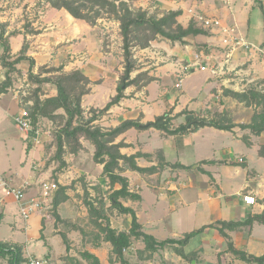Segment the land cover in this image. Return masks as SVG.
<instances>
[{
	"label": "rangeland",
	"instance_id": "rangeland-1",
	"mask_svg": "<svg viewBox=\"0 0 264 264\" xmlns=\"http://www.w3.org/2000/svg\"><path fill=\"white\" fill-rule=\"evenodd\" d=\"M49 6L46 0H0V16L6 17L4 19L11 24L12 27L7 28V30L9 29L15 34L21 33L15 35V37L20 40V45H23L24 42L28 43V53H31V55L35 57V66L33 68L35 73L39 72V67L42 65L59 67L62 64L65 66L71 61L79 60V56L76 55L72 58L73 48H71L70 44L74 41L62 42L61 40V42H58L59 40L56 36L53 37L49 34H44L46 32L45 28L50 27V30H52L51 27L59 23L56 22L58 20L51 12H47ZM41 15H43V17ZM259 15H261L260 12H256L254 20L259 18L260 22H262ZM57 18L66 22L64 14L57 16ZM38 20L40 21L37 22ZM36 27L38 29H36ZM40 31L42 32L41 35L38 34ZM27 32H29V34H26ZM33 32L36 34L33 35ZM111 33H114V29L111 30ZM111 33L109 32L107 34L110 35ZM191 38L196 39L195 36ZM204 38L205 37H202V39ZM156 40L160 42L168 41L171 47L176 45L163 37H158ZM191 44H193L195 50L198 51L205 45L204 42H198V40H195ZM101 45L102 51L110 50L113 53V57L109 61L111 67H115V70H117L120 66H124L123 41L120 30L119 34H116L113 38H108L106 35ZM180 45L182 47L184 46L182 43H180ZM14 47H16V42ZM140 49L141 48L133 49L134 54L138 55L136 63L138 69L149 65H151L150 69H153L159 65L162 66L167 64L168 60L164 59L166 53L164 49H162V51L156 49L161 57L159 60L152 58V54L148 52H141ZM211 49L213 50L212 52L218 56L210 61L211 68L219 69L221 62L226 59V49L222 48L220 45L212 46ZM2 52L3 46L0 44V55ZM140 58L141 60L138 62ZM80 61V64L86 63V59H80ZM156 61H158V64H153ZM186 64L187 62H185L184 71L182 73L174 72V77L172 78L166 75V72H163L162 80L151 84L146 94L149 95V103H156V108H163L165 103H197L199 99L202 100L205 94L202 93L204 77L211 73L213 74L211 71L212 69L209 68L206 71L188 73L189 71L187 70ZM93 66L96 68L94 64ZM17 67L18 70L13 71L11 74V85L6 87L5 92L0 91V172L6 180L11 183V180L8 179L11 175H16L18 173L27 175L29 173L33 174L34 171H36L35 182H33L26 191L27 197L40 192L39 185L43 179L57 182V191L61 186H67V190L71 193V196L63 202L62 208L59 207L60 205L54 207L53 199L46 204L45 208L39 212L42 215L43 228L39 230V234L36 229L34 236L30 237V235L27 234L26 227L30 226L31 218L28 221L23 218L20 212L19 202L13 197H6V199H4L5 197L0 195V198L2 200L4 199V202L0 203V239L16 241L22 244L24 256L26 258L29 255L26 246V242H28L30 252L49 259L50 264H93L91 259L83 257L82 253L84 251L94 252L99 259L102 260L103 264H121L122 259L113 251L111 242L106 240V233L102 230V226L104 227L110 224L117 230L125 228L127 223L126 216L121 214L118 209L111 206L109 193L112 191L113 187L110 186L109 182L103 184L104 187L99 182L100 173L97 169L98 163H96L93 158L92 142L82 137L81 140L86 147L74 154L71 152V146L66 145L65 151L62 154L63 158H60L57 155V131L64 124L65 118L58 116L54 120H51L39 117L36 123L33 118L32 121L33 126L39 128L41 131L42 142L41 144H36L32 140L31 145H37V147H40V150H36L34 156H32V154H28V151L24 148L26 141L30 140L32 135L29 136V134L19 129L13 119V115L20 109L27 108L30 105L29 102H32L30 97L36 98V96H38L41 99H45L46 97L56 95L57 89L52 83H42L40 85L34 79H30L29 61H23L18 64ZM172 68L173 64L166 66L164 69H167V73H171L173 71ZM69 69L71 68H67V70ZM6 71L7 70L0 64V86L6 79ZM59 73L61 72H52V74H43V76L58 75ZM232 73L234 74V71L232 72L231 58L228 63L224 64V68L220 70L218 74H211L212 76H209V80L211 79L217 82V86L211 87L206 93L208 96L212 93L207 103V105L210 104L209 107H211V110L208 112L209 118L201 116L202 112L196 111L192 119L198 120L206 118L208 120H217L223 123L233 122L234 119L238 121H248V123L251 122L253 115L258 109L254 106L253 109H246L245 107L247 105L245 102H241L227 95L225 92L227 89L222 82L225 79H230L231 82H227V84L232 83ZM178 82L182 83L180 87L176 86ZM111 84L112 81L110 80L106 85H103V88L110 89V86H112ZM1 93L4 94L1 96ZM232 98L238 102H235ZM98 100V103L102 102L101 98ZM5 103H12V113L8 112ZM239 103L244 104L242 105ZM222 106L224 107L223 110L219 111ZM58 112L61 113L63 110L60 109ZM178 121L179 119H177L176 122ZM189 121L190 120H188L187 123H189ZM243 123L245 122L236 124V126H240ZM190 124H192L191 129H193L194 124L192 122L189 123V125ZM203 134H205L206 137L212 136L209 135V131H204ZM214 138H216V145L219 146L221 152L222 150H224V152L226 150L229 157L231 159L233 158V160L235 158L238 159L243 152L247 154L250 153V150L245 146V142L232 136V134L217 135ZM192 140H195L197 143H203L205 138H203L201 134L193 138L189 136L182 138L180 135L176 138L172 137L170 143L175 149L170 151L168 158L174 161L177 160V149H179V159L184 162H190L194 155L192 151L188 150L187 146L188 143H193ZM261 140H264V135ZM151 142L154 147L166 144L163 140H159L156 134L152 135ZM33 157H35L34 160ZM249 159L250 157H248L247 160ZM63 161H65V165L62 164ZM30 163L32 167H30ZM248 163L250 166L251 161L249 160ZM252 164L260 175L264 174V159L259 158L258 161ZM247 166L248 164L240 162L234 164L222 162L217 164L214 168L216 177L219 178L218 182L221 183L220 185L223 187L221 194L224 202L226 201L229 204V201L232 203V199L239 198L237 194L233 193V190H236L238 185L243 184L247 177ZM237 167L241 170L240 172H236L238 169ZM133 174L137 173L131 171L129 176L132 181H136V184H134L135 190H137L136 185L143 186L141 192L144 196V201L139 211L140 221L145 225V230L155 233L159 239H164L168 236L177 237L178 234L183 235L184 232L188 230L202 228L204 224L216 220L220 214L223 216H234V218H245L254 206L241 204V202L237 200L239 204L235 206V208L230 209L226 206L225 208L222 207V211L219 212L216 209L208 208L207 203L201 201L197 204L194 213L190 212L189 209L168 211L166 208L169 206L170 201H172L171 206L173 207L172 203H174L176 195L175 197L171 196L172 191L168 190L165 182L174 179L172 176L173 173H161L160 176L153 180L154 184L152 183V185L157 184L158 186H165L164 192L166 191L168 193L170 199L168 201H159V190L155 191L154 189L152 190L151 187L143 185L144 181H139L140 178H135ZM141 174L142 177L148 175L147 172ZM199 180L201 181V179ZM213 186L215 187L216 184ZM233 186L234 188H232ZM160 199H162L161 196ZM88 203H92L98 209L96 210L97 212H91ZM4 211V216H1ZM186 234L187 233H185V235ZM254 236L256 239L248 246V249L256 254L264 253V241H259V238L264 239L263 223L256 224ZM232 239L237 241L235 235ZM38 240L40 243L39 245L37 244ZM230 242L231 241L228 240L227 243V238H224L218 233L216 228L209 226L203 233L195 235L188 242L181 245L169 244L167 247L157 252H150L145 248V243L142 240L132 238L131 246L126 248L123 253L124 258L129 263L133 264H255L244 261L232 253L229 249ZM46 247L47 253L42 255L43 253L40 252ZM182 249L187 256L180 258L178 254L183 251ZM0 264H9V258L0 257ZM23 264H25V262Z\"/></svg>",
	"mask_w": 264,
	"mask_h": 264
},
{
	"label": "crops",
	"instance_id": "crops-1",
	"mask_svg": "<svg viewBox=\"0 0 264 264\" xmlns=\"http://www.w3.org/2000/svg\"><path fill=\"white\" fill-rule=\"evenodd\" d=\"M134 8H143L149 11V13H157L159 16L163 15V13L170 11V10H180L181 14L178 16V21L185 27H187L190 22L193 20L198 25L200 23L194 17L195 14L199 13L202 15L210 16V17H217L220 18L225 24L227 25H234L238 33L241 37L245 38L248 42L254 44L259 49L255 50H247V49H239L237 52L234 53L232 56V83L227 84V82H231L230 79H225L222 84L225 85L226 89H232L236 91H245L252 87H257L259 89L264 90V0H128ZM49 6V5H48ZM192 10V11H191ZM47 12H51L54 17L59 22L57 25H53L50 30V27L45 28L44 34H49L50 36L57 37L59 40L58 42H70L74 41L70 44L71 48H73V55L72 58L79 56V60L71 61L69 64L65 65V71H69L72 69H81L83 72L89 76L92 81L91 84V91L90 93L86 94L83 98V106L86 110L90 108H103L107 101L116 94L118 81L120 78V74L123 73L124 66H120L117 70L115 67H111L109 61L113 57V53L110 50L102 51V41L104 38L111 37L113 38L116 34H119V22L112 19H101L99 23L95 26L90 25L84 20L74 18L68 11L65 9H56L52 6H49ZM256 12H260V19L254 20V15ZM64 14L65 21L60 20L57 16ZM43 17V15H41ZM3 18V19H2ZM6 17L0 16V21L7 23V28H11V24L8 23ZM54 19V20H56ZM38 20L37 22H39ZM35 24V22H34ZM113 26V27H112ZM116 26V28H115ZM201 26V25H200ZM59 28V29H58ZM36 29H38L36 27ZM57 29V30H56ZM114 29V33H111V30ZM11 30H7V33H10ZM111 33L110 35L107 33ZM21 33H17L10 36L11 46L13 45L12 54H18L22 45L19 44L20 40L15 37ZM26 34H29L27 32ZM36 33L33 32V35ZM38 34H42V32H38ZM55 34V35H53ZM23 35V34H22ZM97 39H95V38ZM187 37L186 40L189 43L184 44L182 47L179 42H175V46L171 47L168 41H158L154 40L151 42L150 46L144 49H140L141 52H148L152 58L161 59L156 49H159L166 52L164 55V59L168 60L167 64L159 65L153 69H150V66L143 67L140 69H136L132 72V77H135L139 72L147 71L150 76H154L156 79L150 82L148 85L142 87L141 89H137L135 85L128 87L125 91L126 97L123 98L118 104L113 105L106 114H104L100 119L96 121V124L101 125L103 128H111L116 127L122 121L126 119H138L142 123H146L148 121L155 120L156 116L162 115L167 111H172L171 116L173 117L171 120V128H177L183 124H186L188 120H191L194 112H202L203 117L209 118L208 112L211 110L209 107L210 104L207 103L210 100V95H206L208 90L213 87L217 86V82L213 80H209V78L213 74H218L220 70L216 73H211L210 75H206L204 77V83L202 88V93H205L202 100H198L197 103H165L164 107L156 108V103H149V95L147 91L152 83L159 82L162 80V73L166 72V75L174 77V72H183L185 67V62H187L186 67L189 71L188 73H195L201 72L199 66L196 63V56L200 54H206L210 56L211 59L217 58L218 56L215 55L213 50L211 49L212 46L220 45V38L211 32L208 35H197L195 36L196 39H192ZM202 37H205L202 39ZM14 40V41H13ZM204 42V46L201 49L195 50L194 45L191 44L194 41ZM16 42V47L14 44ZM13 43V44H12ZM98 43V44H97ZM137 49V48H135ZM155 50V51H153ZM28 55L32 56L31 53ZM137 59V54L135 55ZM33 58L34 55L32 56ZM224 58V57H223ZM80 59H86V63L80 64ZM141 58L138 60V62ZM224 60V59H223ZM98 61V64H97ZM225 61V60H224ZM224 61L221 62L223 65ZM93 64L96 66L94 68ZM153 64H158V61L154 62ZM173 64V71L171 73H167V69H164L166 66ZM93 67V68H92ZM67 68H71L67 70ZM34 71V69H33ZM222 72V71H221ZM187 74V73H185ZM181 75V74H178ZM210 76V77H209ZM238 76V77H235ZM112 81V86L110 89H104L103 85H106L109 81ZM183 81V79H182ZM103 88V89H102ZM4 93H1V96ZM209 97V98H208ZM101 98L102 102L98 103V99ZM234 98H232L233 100ZM235 100V99H234ZM235 102H238L235 100ZM8 112L12 113V103H5ZM244 104V103H239ZM224 106V105H223ZM219 109V111L223 110V107ZM246 109H253V106H246ZM177 119H179L178 122ZM234 123L239 124L241 122L248 123V121H238L236 119L233 120ZM188 131L179 133V134H168L164 130L158 128H149V129H137L135 127L128 129L126 132L120 134L116 138V142L123 140L127 143V146L121 148V152L127 155L135 154L141 152L142 155L137 157L138 165L142 167H151V166H158L157 170L154 172H147L148 175L146 177H142L141 172L135 171L137 174H133L135 178H140L139 181L143 182L145 186L151 187L152 190L158 191V200L161 201H168L169 196L165 190V186L161 185H152L154 184L153 180L156 177L160 176L161 173L164 174H172L174 177L173 180L165 182L167 185L168 190H171V196L175 197L173 207L171 206V202L169 206L166 208L168 211H176L181 209H189L190 212L194 213L196 210L197 204L199 202L205 201L207 203L208 208L216 209L217 211H222V207L225 208L226 206L231 208H235L239 204L250 205L247 204L243 200V195L246 193H252L256 196L258 202L252 207V210L249 212L247 217L245 218H234V216H223L220 214L216 220L213 222H209L208 224H204V226H212L218 230L224 238H227L231 241L234 246L238 249L246 250L249 253H253L251 250L248 249V246L254 242L255 236V226L257 223H261L255 221L251 226H243L240 229L230 230L225 229L227 236L223 235L219 228L222 224L220 221H244L248 218L249 215L260 214L264 211V203L262 202L264 198V174L260 175L255 166L252 163L258 161L259 158L264 159V140L263 138L264 132L257 135L252 133L249 128L242 129L240 126H235L231 130H223L218 129L214 126H201L197 129H191L188 127ZM204 131H209V135L211 137H206L203 134ZM151 132V133H149ZM27 134V133H26ZM148 134V135H146ZM156 134L159 140H163L166 144H162V146H153L151 139L152 135ZM199 134L205 138L203 143H197L195 140H192L193 143H188V150L192 151L194 157L190 160V162H184L180 160V150L177 149V160H171L168 158L170 155V151H173L175 148L171 145L172 137L176 138L177 136H181L182 138L190 137L193 138L194 136H198ZM223 134H232L238 139H241L245 142V146H247L250 153L243 152L238 159H231L229 157L228 152L225 150H220L219 146L216 145L214 137L217 135ZM32 134H29V136ZM244 136L248 137V141L244 140ZM33 140V136H31L30 140H27L24 148L28 151V154H32L34 156L36 150L39 151L40 147L37 145H31ZM84 147L85 144L82 141ZM29 145H31L29 147ZM29 147V148H28ZM92 151L94 154L95 146L92 144ZM183 152V151H182ZM148 154V155H146ZM249 155V156H248ZM250 157L251 164L247 160ZM35 157H33L34 160ZM241 158L243 159L241 161ZM160 162H168L170 165L160 166ZM225 162L226 164H234L236 162L246 163L247 166V177L245 178L243 184L237 186L236 190H233V193L237 194L239 197L238 199H232L229 201V204L222 199V191L223 187L220 185L221 183L218 182L219 178L216 177L215 174V167L217 164ZM32 164L30 163V167ZM236 167V166H235ZM236 172H240L241 170L239 167ZM98 172L100 173V184L104 187L103 184L108 183V178L103 175V164L97 165ZM131 171L134 170L126 169L122 174L127 176L129 179V188L131 191L139 193L142 197L139 201H134L131 199H122V202L126 206H130L135 209L139 222L142 224L144 231L145 225L140 221V209L143 206L144 196L141 192L143 186L136 185L137 190L134 188V184L136 181H132L129 174ZM171 172V173H170ZM1 173V172H0ZM200 173V175H199ZM103 177H102V175ZM145 174V173H144ZM8 177V176H7ZM133 177V179H134ZM9 180L13 185H19L26 179L31 180L32 184L35 182L36 179V171L34 173H29L25 175L24 173H18L16 175H11ZM201 179V181L199 180ZM42 180V179H41ZM221 181V180H220ZM93 184V183H91ZM216 184V188L213 186ZM65 185V183H64ZM102 187V188H103ZM234 188V186L232 187ZM235 191V192H234ZM66 193L71 196V193L67 190ZM56 194V192H55ZM54 194V196H55ZM1 195V194H0ZM34 195V194H33ZM30 195V196H33ZM160 196L162 199H160ZM6 199V198H4ZM0 198V203L4 202ZM239 200V201H237ZM63 202L60 204V208L63 206ZM184 206V207H183ZM172 207V209H171ZM191 208V209H190ZM5 211L3 212L4 216ZM126 216V227L120 228V230L128 231L131 227L132 216L131 214L121 213ZM245 214V213H244ZM230 215V214H229ZM264 224V223H263ZM27 234L30 237L34 236L35 230L37 229V233L39 234V230L42 227V215L38 212L31 217V224L27 226ZM205 228V229H206ZM200 228L188 230L184 232L183 235L172 236V238L181 239L185 233H188L193 230H197ZM204 230L200 233H203ZM153 234L157 240H164L170 238V236L159 239L155 233L148 232ZM199 233V234H200ZM198 235V234H197ZM236 236L237 241L233 240L232 237ZM34 238V237H33ZM32 238V239H33ZM2 240V239H1ZM264 239H260L261 241ZM6 241V240H5ZM16 242V241H11ZM18 243V242H17ZM25 243V242H24ZM39 245V240L37 241ZM44 244V242H43ZM179 245V244H175ZM26 246L28 248L29 254L37 256L36 254H32L29 250V244L26 242ZM45 246V245H44ZM226 248V247H225ZM26 250V249H25ZM183 250V249H182ZM92 252V251H90ZM42 255L47 253V247L41 251ZM94 253V252H92ZM178 254L180 258L186 257L184 250ZM95 254V253H94ZM256 254V253H253ZM264 254V253H261ZM256 254V255H261ZM96 255V254H95ZM97 256V255H96ZM43 257V256H39ZM100 264H103L102 260H100ZM120 264V263H119ZM151 264V263H150Z\"/></svg>",
	"mask_w": 264,
	"mask_h": 264
},
{
	"label": "trees",
	"instance_id": "trees-1",
	"mask_svg": "<svg viewBox=\"0 0 264 264\" xmlns=\"http://www.w3.org/2000/svg\"><path fill=\"white\" fill-rule=\"evenodd\" d=\"M48 5L56 9H65L74 18L86 21L92 26L98 24L100 19L107 18L119 22L120 34L123 41L124 71L120 75L117 92L113 95L103 108H90L88 111L83 106V98L91 91L92 81L81 69L71 71L63 70L65 66L49 67L42 65L39 72L35 73V59L28 55V43L24 42L18 54H12L10 36L14 35L12 31L7 33V23L0 21V44L3 46V52L0 55V64L7 70L6 79L0 86V91L5 92L6 87L11 85L13 71L18 70V64L23 61H29V78L34 79L40 85L42 83H52L56 86L57 94L54 96L41 99L30 97L32 104L27 107L31 118L36 123L39 117L54 120L61 116L65 118L64 124L57 131V155L62 157L66 145H70L72 153H78L84 148L81 138H86L95 146L94 161L103 164V175L108 178L112 191L109 193L111 206L118 209L121 213L131 214L132 222L128 231L117 230L110 224L102 226L106 233V240L113 245V251L122 259L121 264L129 263L124 258L123 251L131 246L132 238L140 239L145 243V248L150 252H157L164 249L169 244H184L192 237L199 234L207 226L188 232L183 238H167L157 240V238L144 231L142 224L139 222L137 213L134 208L123 204L122 199H131L139 201L142 199L139 193L133 192L129 188V179L122 173L126 169H131L141 173L154 172L158 166L142 167L137 163V157L142 153L127 155L121 152V148L127 146L123 140L116 142V138L130 128L149 129L158 128L168 134H179L188 131L189 123H193V129L201 126H214L218 129L231 130L236 126L234 122L223 123L217 120L192 119L189 123L183 124L177 128H171L172 111H167L162 115L156 116L155 120L142 123L138 119H126L116 127L103 128L96 124L107 111L115 104H118L126 97L125 91L128 87L135 85L139 90L155 80L147 71L139 72L132 77V72L137 69V59L134 56V48H147L153 40L158 37L168 39L172 43L179 42L187 44V37L197 35H208L209 30L198 25L195 21L185 27L178 21L180 10H170L159 16L157 13H149L143 8H134L128 0H46ZM52 72H61L58 75ZM227 95H230L247 106H254L258 109L252 117L250 123H243L240 126L245 129L249 128L254 134L264 132V90L252 87L245 91H236L227 89ZM63 112H58V110ZM248 141V137L244 136ZM31 145H29L30 147ZM28 147V148H29ZM148 155V154H146ZM65 165V161L62 162ZM170 165V163L160 162V166ZM67 186H61L53 198L54 207H58L62 202L69 198L66 193ZM264 203V198L262 200ZM91 212L98 210L92 203H88ZM102 216V215H101ZM98 216V217H101ZM255 221L264 223V211L260 214L249 215L244 221H220L222 224L220 232L227 236L225 229L236 230L243 226H251ZM229 249L240 259L255 263L264 264V254L256 255L246 250L238 249L232 242ZM183 254V253H180ZM86 259H91L93 264H100V259L90 251L82 253ZM0 257H8L9 264H23L26 261L24 256L23 245L17 242L5 241L0 239ZM145 264V263H134Z\"/></svg>",
	"mask_w": 264,
	"mask_h": 264
},
{
	"label": "built area",
	"instance_id": "built-area-1",
	"mask_svg": "<svg viewBox=\"0 0 264 264\" xmlns=\"http://www.w3.org/2000/svg\"><path fill=\"white\" fill-rule=\"evenodd\" d=\"M194 17L203 28L218 36L220 38L221 47L226 49L225 62L223 65L221 64L219 69L211 68L210 61L212 59L210 56H207L206 54L197 55L196 63L202 71H206L210 68L213 73H216L218 70H222L224 64L228 63L234 53L241 48L247 50L259 49L254 44L241 37L234 25H227L220 18L210 17L199 13H196ZM181 85V82L176 84L177 87H180ZM29 104L31 105L32 102L30 101ZM13 119L20 130L27 134H32L33 141L36 144H41V131L39 128L33 126V121L27 108L20 109L15 115H13ZM242 160L243 159L241 158V161ZM31 184L32 181L26 179L19 185H13L6 180L2 173H0V194L5 198L13 197L19 202L20 212L26 221H28L34 214L43 210L45 205L54 198V194L58 189L57 182L43 179L39 185L40 192L27 197L26 191ZM243 200L250 205H255L258 202L256 196L252 193L244 194ZM25 264H50V262L47 258L29 254L26 258Z\"/></svg>",
	"mask_w": 264,
	"mask_h": 264
},
{
	"label": "water",
	"instance_id": "water-1",
	"mask_svg": "<svg viewBox=\"0 0 264 264\" xmlns=\"http://www.w3.org/2000/svg\"><path fill=\"white\" fill-rule=\"evenodd\" d=\"M192 126V124H190L188 127H191Z\"/></svg>",
	"mask_w": 264,
	"mask_h": 264
}]
</instances>
